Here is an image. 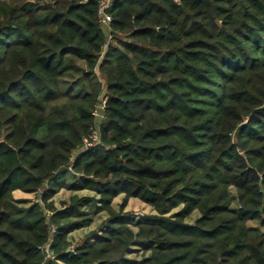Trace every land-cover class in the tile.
Returning <instances> with one entry per match:
<instances>
[{
    "label": "trees",
    "instance_id": "1",
    "mask_svg": "<svg viewBox=\"0 0 264 264\" xmlns=\"http://www.w3.org/2000/svg\"><path fill=\"white\" fill-rule=\"evenodd\" d=\"M99 1L0 0V264H264V0Z\"/></svg>",
    "mask_w": 264,
    "mask_h": 264
},
{
    "label": "rangeland",
    "instance_id": "2",
    "mask_svg": "<svg viewBox=\"0 0 264 264\" xmlns=\"http://www.w3.org/2000/svg\"><path fill=\"white\" fill-rule=\"evenodd\" d=\"M99 125V124H98ZM99 128V126H98ZM232 194L234 195V198L236 197V190L235 189H232ZM73 194L71 192H68V191H62L60 194H58L55 198H54V203H55V206L57 208H62L63 206H65V204H67L69 201H70V198ZM80 197H83L85 195L87 196H93V193L91 192H82V193H79ZM78 195V196H79ZM95 197V196H93ZM15 198L17 200V202L21 205V206H24V207H27L29 205H31L33 202L37 201V197L36 195L34 194H26V193H23L21 191H18V192H15ZM123 199L124 197L121 196L119 198H117L115 201H114V204L115 207L119 210V207L120 205L122 204L121 202H123ZM138 202V201H137ZM135 202V204H133L130 209L131 211L129 212H125L124 213V216H128V218H136V217H141L142 219H152L157 213H155V211H151V209H149V206L148 208L145 207V205H143L144 203L139 201L138 203ZM234 208H239V206H237V201L234 202ZM146 208V209H145ZM108 216L106 213L102 214V215H99L97 216V222L95 224V228H96V231L95 232H99L103 229V227H105V222L106 221H103L102 219H104V217ZM199 217V214L196 213L194 214L191 218H189L187 221L188 223L190 224H194V222L196 221V219ZM249 226L251 228H254V229H257L259 230L260 232H264V229L261 227V224L257 221H253V222H250L249 223ZM132 229L134 231H137V229L135 227L132 226ZM77 246V245H76ZM137 250H140V254H135V256L133 257H138L139 259H145V258H148L150 256V253H145L144 254V251L142 249H137ZM132 257V258H133Z\"/></svg>",
    "mask_w": 264,
    "mask_h": 264
},
{
    "label": "crops",
    "instance_id": "3",
    "mask_svg": "<svg viewBox=\"0 0 264 264\" xmlns=\"http://www.w3.org/2000/svg\"><path fill=\"white\" fill-rule=\"evenodd\" d=\"M18 192V191H17ZM82 192H91V191H81V192H78V193H75V195H79V193H82ZM91 193H93V192H91ZM80 196V195H79ZM86 197H93V196H96V194L95 193H93V196H87V195H85ZM121 196H123L124 197V195H121ZM120 196V197H121ZM119 198V197H118ZM139 202L140 200L139 199H131L130 200V202H129V204H128V207L126 208V213L127 212H129V211H131V209H130V207L133 205V204H135V202ZM137 202V203H138ZM142 202V201H141ZM122 203V202H121ZM140 203V202H139ZM141 204V203H140ZM143 205H145V207H147L148 208V205H146L145 203L143 204ZM114 206V208L116 209V210H118L116 207H115V205H113ZM146 209V208H145ZM149 209H151V211L153 210V211H155L154 209H152L151 207H149ZM155 213H156V211H155ZM102 214H104V213H100V214H97L96 216H95V221H94V224L91 226V227H89V228H85V229H82V230H78V231H76V232H74V233H72L71 235H70V241L72 242V247L73 246H75V247H79V246H83V244H84V242L87 240V239H90V240H95L96 238H97V236L98 235H100L104 230H105V227H103V229L101 230V231H99V232H95L96 231V228L94 227L95 226V224H96V222H97V216H99V215H102ZM107 214V213H106ZM108 215V214H107ZM157 215V214H156ZM155 215V216H156ZM107 218H108V216H106V217H104V219H102L103 221H106L107 220ZM124 220H126V221H128V222H130V223H132V224H137V223H139V222H141V221H143V219L141 218V217H136V218H133V217H131V218H128V216L126 217V216H124ZM77 245V246H76ZM135 249H139V247H135L134 248V250ZM136 254V253H135ZM135 254H133V255H131L132 257L133 256H135ZM49 264H65L64 262H62V261H59V260H52V261H50V263Z\"/></svg>",
    "mask_w": 264,
    "mask_h": 264
},
{
    "label": "built area",
    "instance_id": "4",
    "mask_svg": "<svg viewBox=\"0 0 264 264\" xmlns=\"http://www.w3.org/2000/svg\"><path fill=\"white\" fill-rule=\"evenodd\" d=\"M112 6V0H101L99 1V17H100V24L101 26L104 28V30L106 31L107 35H108V43H110L113 40L112 37V23H113V17L110 14V9ZM106 104L107 102L105 100H103L101 102V104L98 106V108L96 109L94 115L97 117H102V113L104 111V109L106 108ZM101 142V138L100 135L95 132L94 135L92 136V140L87 142V146L88 147H95L96 145H98ZM74 249V247H73ZM48 252H50V248L47 249Z\"/></svg>",
    "mask_w": 264,
    "mask_h": 264
},
{
    "label": "water",
    "instance_id": "5",
    "mask_svg": "<svg viewBox=\"0 0 264 264\" xmlns=\"http://www.w3.org/2000/svg\"><path fill=\"white\" fill-rule=\"evenodd\" d=\"M50 246H51V244H48V245H47V249H49V248H50Z\"/></svg>",
    "mask_w": 264,
    "mask_h": 264
}]
</instances>
